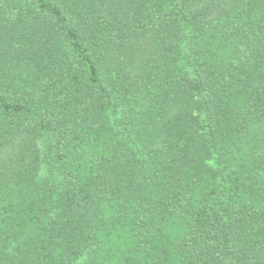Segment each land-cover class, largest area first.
<instances>
[{"label":"trees","instance_id":"obj_1","mask_svg":"<svg viewBox=\"0 0 264 264\" xmlns=\"http://www.w3.org/2000/svg\"><path fill=\"white\" fill-rule=\"evenodd\" d=\"M0 264H264V0H0Z\"/></svg>","mask_w":264,"mask_h":264}]
</instances>
